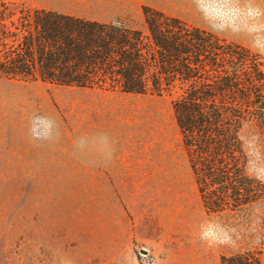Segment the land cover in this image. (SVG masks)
<instances>
[{
  "label": "rangeland",
  "instance_id": "1",
  "mask_svg": "<svg viewBox=\"0 0 264 264\" xmlns=\"http://www.w3.org/2000/svg\"><path fill=\"white\" fill-rule=\"evenodd\" d=\"M93 16L69 0H0ZM182 20L264 57V15L252 1L208 0ZM18 14V9L10 6ZM172 95H135L22 82L0 75V264H220L259 254L264 264V134L241 132L261 198L207 215L176 125Z\"/></svg>",
  "mask_w": 264,
  "mask_h": 264
},
{
  "label": "trees",
  "instance_id": "2",
  "mask_svg": "<svg viewBox=\"0 0 264 264\" xmlns=\"http://www.w3.org/2000/svg\"><path fill=\"white\" fill-rule=\"evenodd\" d=\"M141 10L144 29L0 1V75L174 96V119L206 214L253 204L263 186L247 173L240 132L254 124L264 134V57L152 7ZM219 262L261 264L256 252L221 255Z\"/></svg>",
  "mask_w": 264,
  "mask_h": 264
},
{
  "label": "crops",
  "instance_id": "3",
  "mask_svg": "<svg viewBox=\"0 0 264 264\" xmlns=\"http://www.w3.org/2000/svg\"><path fill=\"white\" fill-rule=\"evenodd\" d=\"M78 1L84 4V8L88 10H97L98 12L93 13V16H126L130 13L126 8L118 9L115 7L114 2L117 1H129V0H69ZM231 1V0H224ZM233 1H252L254 2L255 9L258 10L261 15H264V0H233ZM139 6H149L157 9L168 16L178 17L181 19L183 16L188 14H203L209 8L208 0H137ZM58 12V11H57ZM61 13V12H59ZM67 15H73L76 17L84 18L83 16L74 13H63ZM89 20H96L92 18H85Z\"/></svg>",
  "mask_w": 264,
  "mask_h": 264
}]
</instances>
